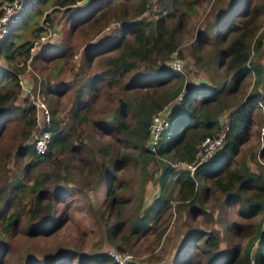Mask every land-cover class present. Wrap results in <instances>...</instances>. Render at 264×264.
<instances>
[{
    "label": "trees",
    "instance_id": "trees-1",
    "mask_svg": "<svg viewBox=\"0 0 264 264\" xmlns=\"http://www.w3.org/2000/svg\"><path fill=\"white\" fill-rule=\"evenodd\" d=\"M3 1L0 0V4ZM45 1L26 0L25 4L22 3L21 5H24L20 16L14 18L12 26L22 17V20L26 21L33 10V14L41 12L39 6ZM77 1L80 0H53L52 4L68 8ZM148 1L136 0L133 11L130 12L126 4L127 0H87L84 5H93L94 8L85 14L86 16L79 17L82 7L75 5L72 8L69 18L73 34L77 30L78 34L84 36L92 30V35H97L109 20L120 22L121 25L117 27L120 34L100 38L89 44L88 49L83 51L87 55L83 69L91 67L95 56L105 54L98 63L96 62L95 72L84 75L75 72L72 79L78 77L80 82L74 90L75 101L68 110L67 121L60 119L58 121L56 116H51L50 140L42 153L34 152L28 142H25L29 139L34 126V106L28 102L25 94L20 103L17 102L22 91L18 78L25 71L24 63L30 57L33 43L29 38L15 42L16 36L12 32V26L7 30L5 28L2 32L0 38V137L3 134L7 136L10 132L12 144L10 150L0 155V164L5 168L6 163L2 164L1 161L6 162L10 154L15 157L28 152L31 157L26 167L33 169L34 173L32 182L25 189L29 194L27 202L22 203L19 209L15 208L5 216L1 215V230L14 224L20 216L27 219L26 231L29 235H47L59 225L52 202L59 199V194H61L60 198L67 194L65 192L69 181L64 173L61 174L62 169L66 172L65 155L70 151L80 152L84 135L81 126L88 121L89 112H96L92 110V107L101 99L110 110L108 113L101 112L93 116L91 125L99 129L106 127L105 131H110L114 138H121V143L125 144L126 148L135 151V160L138 165L144 166L148 159H152V154L160 158H171L172 161L192 163L199 141L205 136L214 137L221 130L218 115L225 107L220 101L226 89L224 87L227 79L231 78V85L228 86L227 92L236 91L238 84L248 74H251L253 78V91L246 95L239 106L231 112L223 132L222 144L212 156L195 165L192 170L174 169V166L164 163L157 181L158 192L146 209L141 211L136 207L132 215L121 214L126 218L120 214H113L114 218L109 225H107L109 213L106 216H100L102 211L99 216L105 218L107 240L119 251H123L129 249L126 247L130 238L134 239V243L139 239L143 241L149 232L156 234L155 242H158L165 234L166 224L156 230L157 224L170 217V211L167 214L166 211L172 205L173 211L176 212L184 210L192 215L198 213L201 207L196 204L195 196L200 195L197 194L199 189L204 196L210 188L213 193L222 195L224 204H236V213L241 217L264 212L263 167L260 166V169L253 171L244 158H240L232 166L239 146L246 139L245 130L251 117L248 115L260 101L264 100V64L259 60L264 33H257L259 27L257 19L262 6L254 3L253 0H231L225 4V7L217 14V19L219 23L226 25L225 29L220 31L223 44L219 54L225 59V73H229L228 78H224L220 83L212 80L213 83L220 84L215 87L189 86L182 89V76L167 69L163 64L167 55L176 49V43L173 40V28L168 29L163 26L164 15L162 14L165 12V16H171L178 11L180 18L190 9H194L193 4L198 0H157L159 6L157 13L160 11L161 14L156 20L141 16L147 10ZM83 9H86V6ZM38 30V27L34 28L31 37L37 39ZM127 34L131 39L125 36ZM226 35H229V38L226 39ZM66 49L65 47L62 54L56 55V58L63 57L59 65L71 61L74 54L73 47ZM110 51L114 52L108 53ZM251 52L253 56L250 55ZM32 56L37 57L36 54ZM69 67L64 68L70 71L72 61ZM52 71L54 76L60 73V70L56 71V68ZM60 85L62 89L58 90L57 87ZM259 85L261 93L257 92ZM52 88L59 96L69 88V81H59L53 86L50 80H47L45 91L50 94ZM137 89L144 90L139 96L132 97V100L127 91ZM180 91H183L181 100L170 110L169 123L159 135L158 142L152 150L144 145L151 115L160 110ZM124 111L130 112L131 122L123 116ZM109 151V147L92 146L86 152L88 161L81 160L80 164L84 169L87 163L91 162L96 181L99 182L102 179L106 181L105 195L109 199L108 205L112 210L119 202L116 198L113 178L105 169ZM60 152H63V157L58 156ZM125 155H127L125 152H120L117 157L109 158V161L113 167L118 164L123 165L124 159L128 157ZM98 156L100 159L97 162ZM166 175L171 176V188L172 185L176 186L175 194H172L170 187H167ZM17 184L19 183L14 184V190ZM8 199L9 197L1 198L2 205L9 204ZM172 200L174 203L171 202ZM17 205H19L18 202ZM203 214L207 215L204 206ZM220 241V234L213 228L192 229L181 237L171 264H250L251 261L253 264H264V225L248 237L241 249L233 247L229 252L217 251ZM4 247L5 245L0 243V249L3 250ZM73 259L74 264H119L105 252L66 253L48 259L44 263L64 264V260H68L67 264H70ZM32 263L33 261L30 260L25 264ZM130 264L134 263L130 262Z\"/></svg>",
    "mask_w": 264,
    "mask_h": 264
},
{
    "label": "rangeland",
    "instance_id": "rangeland-1",
    "mask_svg": "<svg viewBox=\"0 0 264 264\" xmlns=\"http://www.w3.org/2000/svg\"><path fill=\"white\" fill-rule=\"evenodd\" d=\"M52 1L46 0L41 3L39 6L41 12L33 14V10L26 21L22 20V17L12 26L14 18L20 16L19 14L24 3L20 9L15 11L5 28L7 30L10 26L13 27L12 32L16 36L15 42L27 38L32 41L33 46L30 49V57L24 63L25 71L27 72H23V74L27 73L26 78L30 83L26 82V85L31 86L32 89L39 87L41 95L49 109L50 119L51 116H56L58 121L60 119L66 122L67 116H69L68 110L72 102L75 101L74 90H76L80 82L78 81V77L72 79L75 76V72L81 75L95 72L97 70V63L105 54L95 56L91 67L83 69L84 59L87 56L83 51L88 49L89 44L91 45L92 42L100 38H106L112 34L119 35L120 31L119 29L117 30V27L121 24L119 21L109 20L108 24L97 35L93 36L92 30L84 36L78 34L77 30L73 34L69 18L72 8L75 5L82 7L78 15L79 17L81 15L86 16L85 14L93 10L94 6L84 5L87 0H80L71 7L64 8L52 4ZM230 1H195L193 4L194 9H190L187 14H183L180 18L178 11L171 16H165V12L162 11L164 12L162 14L164 15L163 26L168 29L173 28V40L176 43V49L173 50L175 52L169 53L163 64L167 69L182 76V89L189 86L215 87L220 84H215L212 80L220 83L224 78H228L229 73H225V59L221 58L219 54V50L223 44L220 31L224 30L226 25L218 22L217 14ZM253 2L262 6V11L257 19L259 21L257 33L263 34L264 0H253ZM135 3L136 0H127L126 4L130 12L133 11ZM85 6L86 9H83ZM146 9L141 16L147 19L156 20L157 16L161 14L160 11L157 13L159 9L157 0H149ZM37 27L39 28V37L35 39V37H31V34L34 28L36 29ZM125 36L131 39L130 35L127 34ZM225 38H229V35H226ZM65 47L67 48L66 50L71 47L74 50V54L71 57L72 67L70 71H67L65 68H70L71 61H67L64 65H59L63 57L56 58L57 54H62ZM113 52L110 51L108 53ZM32 54H36L37 57H31ZM251 54L253 56L252 52ZM46 58L50 59L45 60ZM175 60L181 62L180 70H175L172 67V63ZM259 60L264 64V36L262 37ZM78 66H80V69H78ZM55 68L56 71L60 70L57 76H54V72L52 71ZM19 79L22 80V85H25L23 83L24 79ZM47 80H50V84L53 86L59 81H69V88L62 94H59V96L54 93L53 88L50 94H48L45 91ZM252 82V75L248 74L238 84L236 91L227 92L228 86L231 85V78L227 79L224 87L226 89L220 101L225 107L218 115L221 129L226 125L231 112L239 106L246 95H249L253 91ZM57 89H62V86H58ZM143 90L137 89L127 92L133 100L132 97L139 96ZM261 91V86L259 85L257 92L261 93ZM175 106L172 105L169 112ZM106 107L102 99L99 103H95L92 110H96V112H89L87 114L88 121L81 126L85 137L84 135L82 136L83 144H80V152L73 153V151H70L65 155L66 172L62 169L61 174L64 173V176L69 181L67 191L65 192L67 194L61 198V194H59V199L52 202L59 225L47 235L37 236L27 233V219L24 216H20L14 224H10L5 230H1L2 226L0 223V243L5 245L3 250L0 249V264H25L30 260L33 261L32 264H45L46 260L66 253H107L112 250L130 253L132 255L131 263L134 264H171L181 237L188 234L192 229H215L221 238L217 251H223L224 253L226 250L229 252L233 247L241 249L248 237L256 229L264 225V212L248 217H241L236 213V204H224L222 202V195L216 192L213 193L210 188L204 196L201 189H199L197 194L200 195L195 196L196 204L201 207L198 213L196 212L195 215H192L189 211L184 210L176 212L173 211L172 205L166 211V214L170 211V217L157 224L156 230L166 224L165 234L160 237L158 242H155L156 234L149 232L143 241L139 239L134 243V239L130 238L126 247L129 249L119 251L107 240L105 218L100 216H106L109 213L110 216L108 215L109 221L107 223L109 225L112 222V218H114L113 214L129 216L133 214L136 207L141 211L146 209L158 192L159 183L157 181L160 173H162L164 163L172 167L174 166V169H186V163L183 161H172L171 158H160L152 154V159H148V162L144 166L142 164L138 165L135 160V151L126 148L127 146L121 143V138H114L110 131H105L106 127L99 129L91 125L90 121L93 116L101 112L102 114L108 113L110 108ZM128 111H131V109H128ZM123 116H126L128 122H131L130 112L126 113L124 111ZM248 116L251 117L245 130L246 139L239 146L232 166L237 163V160L244 158L249 167L253 171H256L260 169V166L264 169V154H262L264 151V100L260 101L258 106L252 109ZM68 134L70 135L71 132L69 131ZM146 140L147 137L145 138L144 145L146 144ZM11 141L10 132L7 136L3 134L0 137V155L11 149ZM28 141L29 139L25 142L27 143ZM92 146L110 148L105 169L107 170V174L113 178V186L116 189V198L119 202L112 210L108 205L109 199L105 195L106 181L103 179L99 182L96 181L91 162L87 163V167L84 169L80 164L81 160L83 162L88 161L89 157L86 152ZM120 152H125L127 154L125 156L128 157L124 159L123 165L118 164L116 167H113L109 158L117 157ZM62 153L60 152L58 156L63 157ZM30 157L28 152L15 157H13V154H10L6 162L1 161L2 164L6 163V165L4 168L0 164V199L9 197V204L2 205L3 201H0V217L3 214V216L7 215L12 209H19L22 203L27 202L29 194L25 189L32 182L34 173L33 169L26 167ZM99 159L100 157L98 156L97 162ZM165 179L168 183L167 187H170L172 194H175L176 186L172 185V188L170 186L171 176L168 177L166 175ZM16 182L20 185L17 184L14 190ZM17 202L19 205H17ZM171 202L174 203L173 200ZM203 206L207 215L203 214ZM122 217L126 218V216ZM74 261L73 259L70 264H74ZM67 262L69 261L64 260V264H67ZM250 264H253V261Z\"/></svg>",
    "mask_w": 264,
    "mask_h": 264
},
{
    "label": "built area",
    "instance_id": "built-area-1",
    "mask_svg": "<svg viewBox=\"0 0 264 264\" xmlns=\"http://www.w3.org/2000/svg\"><path fill=\"white\" fill-rule=\"evenodd\" d=\"M26 0H4L0 4V38L2 37V32L4 31L6 24L10 21L15 11L18 10L20 5ZM42 38V37H41ZM175 51H173L174 53ZM172 67L175 70L181 69V62L175 60L172 63ZM19 78H22L20 75ZM22 91L27 97L28 102L34 106V126L29 136L28 144L31 149L36 153H42L46 150L49 140H50V112L49 109L41 95L39 87L31 88L29 85H22V80L19 79ZM183 91H180L172 100L166 103L160 110L151 115V119L147 125V140L146 146L154 150L159 135L167 127L168 113L172 105H178ZM225 126L220 130V132L214 136H205L198 143V152L195 155V158L192 163H186V169L192 170L195 165H198L202 161L206 160L212 156L217 149L220 148L223 140V132ZM110 257L119 264H130L132 260V255L128 252H117L110 251L107 252Z\"/></svg>",
    "mask_w": 264,
    "mask_h": 264
},
{
    "label": "crops",
    "instance_id": "crops-1",
    "mask_svg": "<svg viewBox=\"0 0 264 264\" xmlns=\"http://www.w3.org/2000/svg\"><path fill=\"white\" fill-rule=\"evenodd\" d=\"M24 72H27V71H24ZM21 76H22V78L24 79L23 80V83L26 85L27 83L28 84H30L29 82H28V79L26 78V76H27V73L25 74H21ZM27 82V83H26ZM22 90V89H21ZM23 94H24V92L23 91H21V93L19 94V97H18V99H17V102H19L20 103V99L23 97Z\"/></svg>",
    "mask_w": 264,
    "mask_h": 264
}]
</instances>
